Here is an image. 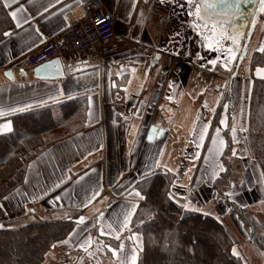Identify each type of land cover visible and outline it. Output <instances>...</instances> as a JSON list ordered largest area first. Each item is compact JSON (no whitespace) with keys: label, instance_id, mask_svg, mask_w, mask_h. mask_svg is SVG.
<instances>
[{"label":"crops","instance_id":"0c3cea01","mask_svg":"<svg viewBox=\"0 0 264 264\" xmlns=\"http://www.w3.org/2000/svg\"><path fill=\"white\" fill-rule=\"evenodd\" d=\"M5 2L10 5L8 8L4 7ZM81 2L0 0L9 17L8 22L0 25V109L5 110V115L0 116V125L10 121L13 128L12 115L51 103L76 97H85L87 102L85 128L48 145L31 158L26 164L24 182L0 198V222L20 216L45 217L48 211L56 209L80 210L84 223L78 222L68 238L49 250L44 264H65L69 253L74 255V264H119L133 247L138 249V261L140 237L132 235L131 222L144 198L135 195L139 192L136 183L153 173L169 170L177 177L174 194L185 198L190 185L209 183L213 172L222 171L217 159L224 149L212 155L209 148L213 147L212 137L217 135V129L220 130L217 142L225 141V121L215 128L207 145L204 157L208 159L201 168L203 172L198 169L197 159L205 147L213 111L243 53L244 34L239 36L237 44L230 40L222 42L225 49L231 47L236 52L231 65L224 68V51L215 55L212 49L206 51L200 35L204 29L198 31L193 27L194 17L188 15V8L182 7L180 0L164 3L161 0H103L102 11L117 18L120 51L102 57L93 51L87 55L61 56L64 77H35V67L28 64L27 55L65 29L66 14ZM20 5L23 10L14 20L9 12ZM162 17L165 24L159 20ZM17 20L20 27L16 26ZM5 32L9 35L5 36ZM250 42L251 52L264 46V27L259 29L258 25ZM217 55L222 58L215 66H221L222 70L215 73L209 61ZM263 75L264 72L259 76ZM249 92L250 71L246 59L231 93L232 126L236 128L235 139L232 127L231 136L236 144L240 138L238 132L244 134L247 129ZM200 95H204L209 116L205 113L203 118L190 123L184 115L188 109H196L195 101ZM9 109L23 110L11 112ZM180 112L184 113L183 117ZM205 126L207 134L201 140L200 133ZM3 133L7 132L0 134ZM149 134L152 140L148 139ZM155 161L159 162L158 166ZM249 162L250 165L244 161L243 192L236 191L228 197L243 206L249 202L264 229V177L253 158ZM231 185L235 187L234 182ZM210 191L216 193L215 189ZM97 192L99 195L92 199ZM216 194L211 197L216 198ZM224 201L222 198L218 203L223 212L228 211V202ZM255 201L259 203L257 207L253 206ZM187 203L191 204L188 199ZM129 212L130 220L123 231L108 227L113 221H123ZM117 236L125 250L113 256L106 246L118 248L106 243L104 237L117 239ZM243 236L238 252L250 264H264V246L249 242L248 233ZM89 238V244L78 246Z\"/></svg>","mask_w":264,"mask_h":264},{"label":"trees","instance_id":"16d2710c","mask_svg":"<svg viewBox=\"0 0 264 264\" xmlns=\"http://www.w3.org/2000/svg\"><path fill=\"white\" fill-rule=\"evenodd\" d=\"M8 21L6 9L0 4V25ZM259 22H264L262 12ZM249 47L250 45L242 60L243 63L249 55L250 92L245 134L250 157L264 177V75L256 74L257 68L264 69V52L259 49L251 52ZM234 77L235 75L228 82L219 105L213 111L203 155L215 128L221 127L223 119L226 148L220 160L225 168L218 173L213 187L219 197L224 198L232 207L231 211L240 223L249 228L248 236L251 241L264 246V229L251 207L241 206L228 197L237 190L231 185L235 181H230L236 173V161L231 157L233 144L230 101ZM86 103L85 97H76L12 115V130L0 134V198L24 182L26 164L31 158L48 145L85 128ZM224 112L228 114L225 115ZM201 163L202 161L199 162L200 165ZM244 165L243 162L242 168L245 169ZM176 178L175 173L165 170L136 183V189L144 198L131 222L132 235L140 237L137 263L250 264L238 252L237 248H240L242 240L230 225H226L215 215L193 210V206L182 207L188 203L186 197L174 194ZM226 184H229L228 187ZM47 214L45 217L20 216L0 222V264H44L49 250L73 232L82 212L56 209ZM104 241L114 248H119L121 243L120 239L109 237H104Z\"/></svg>","mask_w":264,"mask_h":264},{"label":"snow or ice","instance_id":"6c2138e0","mask_svg":"<svg viewBox=\"0 0 264 264\" xmlns=\"http://www.w3.org/2000/svg\"><path fill=\"white\" fill-rule=\"evenodd\" d=\"M15 2V0H13ZM165 0H161V3H164ZM245 2V0H185V4L182 5V7L186 6L188 8V15L195 17L196 21L198 23H194L193 27L197 29L198 31L202 28L204 31L200 32V35L203 37V41L205 42L203 46L215 50L217 53H220L224 51L223 56V64L222 66L224 68H228L231 64L232 60L236 58V52L231 47H227L225 49V45L222 43L223 41L230 40L233 44H237L239 41V36L241 33L237 29L235 25L232 24V21L239 18L243 20L246 16L245 12L241 11V4ZM10 5L9 3L5 2L4 7L8 8ZM23 10V5H20L18 8H16L14 11L9 12V15L12 17V19H17V13ZM259 11L264 13V0H259ZM27 22L26 20L24 21ZM17 27H20V23L17 20ZM228 26H231L233 28V31L229 33ZM5 36H8L9 33L5 32ZM259 51L264 52V47L260 48ZM221 56L217 55L216 59L210 60L209 63L215 65L217 64L218 60H221ZM55 71L57 73H60V68L58 67L56 62L51 63H45L42 64L36 71ZM256 72L258 75H260L262 72H264V69L257 68ZM7 74V73H6ZM170 99V97H169ZM90 102V101H89ZM225 108H227V105H225ZM23 109H9L11 112L16 111H22ZM5 115V110L0 109V116ZM221 124H224V120L222 119ZM12 130L11 122L8 121L3 125H0V133L2 132H10ZM243 130V129H241ZM217 135L212 137V145L213 147L209 148V153L212 155H215V153L219 152L220 149L223 147L224 141L222 139L218 141L219 137V129L216 130ZM235 132L236 128L233 125L232 126V133H233V139H235ZM207 134V126H205L200 133V139L203 140L204 136ZM149 140L153 139V136L149 134L148 137ZM235 154V153H233ZM208 159V157H206ZM157 166L159 164L158 161L154 162ZM99 195V193H95L92 197V199H95V196ZM136 196H139L141 199H143L142 196H140L139 192L135 193ZM56 199H60V197H56ZM89 203H91V200H89ZM133 209L135 208V205L132 206ZM184 208H188L187 204L182 205ZM193 210H199V209H193ZM131 213H126L124 215L123 221H113L111 224L108 225L109 228H112L113 231H123L129 223ZM80 223H84L85 217L80 216L79 218ZM115 225V227H113ZM102 235L105 233L102 231ZM71 235V234H70ZM117 239L119 237L117 236ZM91 242V239L84 241V244L78 245L80 247H84L85 244H89ZM67 243V241H65ZM109 247L110 251L112 252L113 256H118L119 253H124L125 245L123 242H121L120 247L118 249H111ZM137 247H133L132 250L124 256L123 259L119 261V264H137ZM234 254L235 250H233Z\"/></svg>","mask_w":264,"mask_h":264},{"label":"built area","instance_id":"2783aa9c","mask_svg":"<svg viewBox=\"0 0 264 264\" xmlns=\"http://www.w3.org/2000/svg\"><path fill=\"white\" fill-rule=\"evenodd\" d=\"M103 0H82L66 14L67 27L27 55L31 67L54 57L69 54L98 56L114 55L120 51L116 34L117 18L102 11Z\"/></svg>","mask_w":264,"mask_h":264},{"label":"rangeland","instance_id":"374dc122","mask_svg":"<svg viewBox=\"0 0 264 264\" xmlns=\"http://www.w3.org/2000/svg\"><path fill=\"white\" fill-rule=\"evenodd\" d=\"M180 2L185 4V0H180ZM182 16H184L186 19L188 18V16H186V15H182ZM164 19H165V17L164 18L162 17L159 20H160V22L162 21V23L165 24L166 21ZM194 21H195V23H198V21H196L195 17H194ZM232 24L235 25L236 27H238V29H241V27H242V26H239L237 24L236 20H233ZM258 25H259V29H262L264 27V22H261V23L259 22V23L256 24V26L254 28V31L252 33L251 41L253 40L254 35L256 34ZM249 28L244 30V31H239V32L244 33L246 31L247 35H248ZM242 29H244V27ZM208 50H209V48L206 47V51H208ZM212 53H214V55H215V53L217 54V52L215 50H212ZM247 56H248L247 57V59H248L249 55H247ZM245 60L246 59H244V61ZM244 61H243V63H244ZM212 66H214V70H216L215 73L222 70V67L219 66V65L217 66V68L213 64H212ZM241 66L239 68V65L237 64V68H236L235 72H233L232 75L229 76V81H231V78H232L233 74L235 75V77L233 79V85H235L237 83V81H238V75H239ZM206 78H208V76ZM232 96H231V101L233 99ZM203 97H204V95H200L198 97L197 101H195L196 109L191 108V109H188L186 111L184 116H185V119H187V120L189 118L190 123H191V121L193 119H197L198 120L201 117L203 118L205 113H207V116H209V110L207 109L208 107L205 106V101H204ZM237 107H238V105H237ZM183 114H184L183 112H180V117H183ZM223 114L227 115L228 113L224 112ZM222 118H223V116H222ZM245 132H244V134H243V132H240V131L238 132V135H239L240 138L238 139L237 144L232 139L233 147H232V155H231V157L233 156L234 162L236 161L235 162V168H236L235 172L236 173L234 175L235 177L233 176L234 178L232 180H230V181H235V183H234L235 187L234 188L237 189V190L231 192L233 194H235L236 191H241V193L243 192L242 191L243 189H242V186H241V182H242V180L244 178H240V177L243 176L244 168H242V165H243V162L245 161V159L248 161V164L250 165L249 158H251V157H250V151L247 150L249 148H248V143L246 141L247 138H246ZM225 148H226V142L224 141L223 147L221 149H225ZM244 148H246V150H247L246 152L244 151ZM203 153H204V149H203V152H202L200 158L202 156L204 157ZM233 153H235V154H233ZM237 153H240V154H238V157H237ZM203 157H202V160H201L202 164L198 166V169L200 170V172H203L204 169L201 171V168H204V163H206V161H205L206 159H205V157L204 158ZM200 158L197 159V163L201 162ZM217 162L219 164H221V166L223 167L222 168V171H223V169L225 168L224 167V163H222V161L220 159H217ZM213 173H214L213 176H212L213 179H210L209 183L207 181L206 182L202 181V183L195 181L196 184L192 185V186L190 185V187H189L190 189H187V191H185V193H186L185 197L191 203V204H188V206H190V207L193 206V207L198 208L199 210H201V211H203L205 213H209V214H212V215H215V216L219 217V219H221V221H223L226 225H230L239 234L240 238L243 239L242 237H245L243 235H245L246 233L249 232V228L248 229L246 227H244L246 229L243 228L244 224L240 223V220L238 219V217H236L235 214L231 211L232 207L229 206V203L227 205L228 211L223 212V209L220 208V205H218V203H221L220 201H221L222 198L220 199L219 195H217L215 192L210 191V190H214V187H213L214 181L216 180L217 175H218V173H216V172H213ZM236 180H238V181L236 182ZM230 181H229V183H230ZM197 183H200V184H197ZM228 185L229 184H226L227 187H228ZM214 194H216V198H212L211 197V196H214ZM244 195H246V194H244ZM210 199H213V200L210 202ZM253 204H254V202H253ZM258 205H259V203L257 201H255V204L253 206L257 207ZM246 206H249V202L246 203ZM249 207H251V206H249ZM251 209L253 211L252 207H251ZM249 240H250L249 242H253V241H251L252 239H249ZM241 244H240V248H239L240 251H241V248H242ZM237 250H238V248H237ZM88 254H89V252L87 254H85V256H87ZM73 256L74 255H72L70 253L67 254L65 256V264H74L72 262ZM76 256H79V254L76 253Z\"/></svg>","mask_w":264,"mask_h":264},{"label":"water","instance_id":"95a60500","mask_svg":"<svg viewBox=\"0 0 264 264\" xmlns=\"http://www.w3.org/2000/svg\"><path fill=\"white\" fill-rule=\"evenodd\" d=\"M240 7H241V11L246 13V16L243 20H241L239 18L235 19L237 24L239 26H242L241 29H238V27H237V29L239 31H241L243 27H244V29L242 31L248 29L249 27L251 29L249 28L248 35H247L246 31L243 33L244 34V48H243V53H242L241 57L239 58L238 65L241 64L244 56L247 53V49H248L249 43H250L251 38H252V33L254 31L256 24L259 21L260 14H261V12L259 11V0H245V2H243ZM228 31H229V33H231L233 31V28L231 26H228ZM51 62L57 63L58 67L61 70L60 73H57L55 71H46V70H41L39 72L36 71L42 64L51 63ZM34 75L37 78H51V79H58V78L64 77L65 76V67H64L62 58L57 56V57L51 58L47 61L40 63L38 66H36L34 68Z\"/></svg>","mask_w":264,"mask_h":264}]
</instances>
